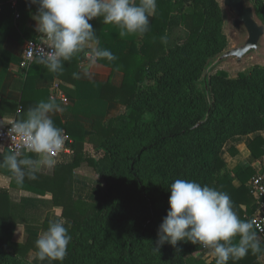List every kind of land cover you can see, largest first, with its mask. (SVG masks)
Segmentation results:
<instances>
[{"label":"trees","instance_id":"trees-1","mask_svg":"<svg viewBox=\"0 0 264 264\" xmlns=\"http://www.w3.org/2000/svg\"><path fill=\"white\" fill-rule=\"evenodd\" d=\"M6 1L0 0L3 14L10 11ZM253 1L264 21V0ZM186 3L189 8L184 11ZM175 9L181 13L186 39L171 44ZM97 19L103 20L98 17L90 23ZM149 29L138 46V34L120 36L115 24L102 21L95 28L100 39L118 38L113 44L99 43L118 59L99 62L123 71L125 77L120 87L111 82L75 81V110L93 118L90 141L99 154L86 155L83 129L67 126L65 131L75 137L69 143L75 158L66 167V176L36 173L43 185L39 191L52 193V207L72 220L71 227H66L72 240L65 259L42 264H215V258L204 259L209 249L203 250L199 243L182 241L175 247L165 243L159 252L153 251L175 179L226 192L239 217L252 221L249 180L255 169L232 147L238 165L231 170L221 152L234 136L264 131V66L254 65L235 75L217 70L211 75L208 97L200 81L202 71L207 60L228 43L217 0H157ZM78 55L64 66L71 67ZM111 101L125 104L126 111L107 118ZM263 145L264 137L258 135L249 147L262 158ZM84 161L99 176L94 202L74 196L73 176L67 172H74ZM234 179L242 184L235 186ZM11 208L9 196L0 194V264H32L26 255L32 249L38 252L37 238L31 236L25 243L13 240ZM49 224L42 223L47 228ZM262 256L250 251L228 264H262Z\"/></svg>","mask_w":264,"mask_h":264},{"label":"clouds","instance_id":"clouds-1","mask_svg":"<svg viewBox=\"0 0 264 264\" xmlns=\"http://www.w3.org/2000/svg\"><path fill=\"white\" fill-rule=\"evenodd\" d=\"M26 3L37 6L33 18L40 43L31 46L35 61L52 73L62 74L65 62L82 54L83 76L89 80L93 79L91 68L99 61L118 59L109 49L99 46L90 21L102 17L104 24H115L121 29L120 36L143 35L150 30L149 18L157 10V0H26ZM63 111L62 103L50 96L11 124L8 129L11 144L16 140L20 143L7 153H0V168L10 170L18 184L25 179L36 180L35 171L39 167L55 166V157L64 149L67 135L55 125L50 114ZM27 153L36 154V158ZM169 187V209L158 227L153 251L159 252L165 243L175 247L184 241L209 249L215 264L241 260L250 251L264 255V239L254 222L239 217L226 192L187 179H175ZM71 240L62 222L50 223L35 240L39 259L62 262Z\"/></svg>","mask_w":264,"mask_h":264},{"label":"crops","instance_id":"crops-1","mask_svg":"<svg viewBox=\"0 0 264 264\" xmlns=\"http://www.w3.org/2000/svg\"><path fill=\"white\" fill-rule=\"evenodd\" d=\"M8 2L9 0L6 1V3ZM187 5L188 3L183 5L184 11H186L187 7L189 8V5ZM9 10L6 14L0 13V126L23 118L25 113L30 108L35 107L41 100H47L50 96L54 97L52 89L55 84H59L60 89L65 94V100H62L59 96H55V98L58 102L62 103L64 111L50 114L55 125L64 129V131L67 130V126L81 127L86 140L84 143V153L93 157L98 156L99 153L90 141L94 124L93 118L75 110L77 101V97L75 96L77 85L75 81L111 82L112 85L120 87L123 84L125 73L118 69L113 70L111 67L98 62L97 65L91 68L93 79L89 80L83 76L81 67L83 62L82 54L78 55L77 62H74L71 67L64 66L62 74L52 73L36 61L27 70L22 68L21 61L26 41L36 38L40 39V33L34 30L36 21L33 17L36 14L37 6H29L26 0L21 1V16L19 19H16L11 5H9ZM171 14L174 18L170 32L171 44L181 43L186 39V28L180 18L181 13L178 9H175ZM149 19L151 24L154 15ZM102 21V19H97L93 24L94 29L98 28L102 24ZM98 32L97 30V35ZM142 38V35L137 37L135 42L138 46ZM117 40V37L99 38V42L102 41L106 44H113ZM74 73L77 75H74ZM125 111V104L119 101H111L108 106L107 118L118 116ZM258 135H263L264 137V131L249 135H237L226 142L221 156L231 170L238 165L237 158L230 151L232 147L253 166L255 169L254 175L259 169L264 168V155L262 158L256 157L249 147L250 142ZM71 138L72 142H75L74 135L71 134ZM262 149L264 151V145ZM8 151L0 149V153H7ZM27 155L33 159L36 158V154L34 153H27ZM74 158L75 154L72 148V151H65L55 158L56 163L54 167H39L36 169L35 174L53 176L58 172L66 176V167L74 162ZM67 172L73 176L74 196L81 200L94 202L96 199L95 188L99 182V176L94 167L87 161H84L74 172L70 170ZM39 180H29L23 184H18L10 170L0 168V194H7L12 203L10 222L11 224H15L12 238L16 242L25 243L31 236L38 238L47 230V227L42 225L45 221L50 223L62 222L65 227H71L72 225L71 219L59 215L54 207H52L54 201L53 194L48 191H39L43 187V185L37 182ZM233 183L235 186L242 184L239 179H234ZM253 207L254 200L251 205L252 213ZM26 258L32 264H42L37 251L34 249L27 253ZM213 258L210 250L204 254V259L207 262ZM260 261L264 264V255L260 258Z\"/></svg>","mask_w":264,"mask_h":264},{"label":"water","instance_id":"water-1","mask_svg":"<svg viewBox=\"0 0 264 264\" xmlns=\"http://www.w3.org/2000/svg\"><path fill=\"white\" fill-rule=\"evenodd\" d=\"M224 18L227 46L210 57L200 79L208 97L210 78L220 69L243 71L254 65L264 66V21L253 0H217ZM224 66V67H223ZM228 67V68H226Z\"/></svg>","mask_w":264,"mask_h":264},{"label":"built area","instance_id":"built-area-1","mask_svg":"<svg viewBox=\"0 0 264 264\" xmlns=\"http://www.w3.org/2000/svg\"><path fill=\"white\" fill-rule=\"evenodd\" d=\"M19 2L20 0H9V3L14 10L16 19H19L21 16ZM2 10V3H0V12H2ZM39 40L40 39H30L26 41L24 55L21 61L22 68L27 70L35 61L31 53V46L38 45L40 43ZM52 95L54 97L59 96L62 100H65V94L60 89L59 84L54 85L52 89ZM13 121L6 125L0 126V145L4 147V150L15 148L16 144L20 143L19 140H16L11 144V139L8 136V129L11 127ZM65 134L67 135V140L65 142L64 149L55 158L59 157V155L65 151H72V148L69 145V143L72 142V138L67 132H65ZM249 189L254 197V207L251 218L254 222L256 230L260 234L261 238L264 239V168L259 169L257 173L251 178L249 181ZM202 248L203 250L207 249L203 246Z\"/></svg>","mask_w":264,"mask_h":264},{"label":"rangeland","instance_id":"rangeland-1","mask_svg":"<svg viewBox=\"0 0 264 264\" xmlns=\"http://www.w3.org/2000/svg\"><path fill=\"white\" fill-rule=\"evenodd\" d=\"M226 32H227V35L229 36V38H230V40H231V35H230V32L228 31V30H226ZM207 62H208V60H207ZM224 67V66H223ZM205 68V67H204ZM226 68H228V67H226ZM203 71H204V69H203ZM203 71H202V74H201V77H202V75H203ZM214 73H215V71H213ZM237 73V71H235V70H232V71H230V74H232V75H235ZM207 258V257H206Z\"/></svg>","mask_w":264,"mask_h":264}]
</instances>
